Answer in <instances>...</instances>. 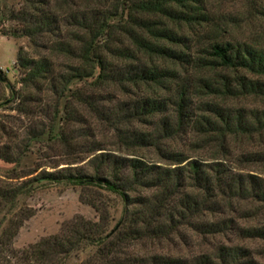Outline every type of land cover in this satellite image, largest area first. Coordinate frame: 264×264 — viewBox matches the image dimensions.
Returning a JSON list of instances; mask_svg holds the SVG:
<instances>
[{
    "label": "trees",
    "instance_id": "trees-1",
    "mask_svg": "<svg viewBox=\"0 0 264 264\" xmlns=\"http://www.w3.org/2000/svg\"><path fill=\"white\" fill-rule=\"evenodd\" d=\"M2 2L0 34L25 39L26 45L17 47L15 60L20 90L1 69L0 84L22 104L52 95V123L34 133L29 143H58L62 160L53 166L55 173L44 171L18 187L0 190V207L15 202L34 183H55L79 188L81 202L98 214V221L75 217L64 223L58 235L28 248L21 264L31 258L39 264H66L71 255L82 254L87 256L79 264H185L182 258L155 252L133 255L132 250L160 243L181 228L219 233L227 221L208 223L203 217L221 202L233 207L234 200H243L257 205L256 210L264 207L263 176L235 175L222 162L192 159L167 147L191 131L197 148H224L234 136L264 135V109L229 105L249 99L264 102V49L224 42L214 30L213 36L198 35L206 46L191 54V39L183 29L204 30L208 25L202 0ZM186 67L208 70L217 78L199 79ZM110 89L124 100L102 108L97 93ZM74 105L109 121L122 148L116 153L104 149L88 130L69 132L73 123H83L75 120ZM133 125L152 129L145 132ZM13 155L0 149L5 163H16ZM244 158L248 164L261 163L264 153ZM110 196L119 197L123 209L109 231ZM242 233L246 239H264V228ZM13 236L9 231L6 238ZM241 252L220 248L215 257H192L191 264H233Z\"/></svg>",
    "mask_w": 264,
    "mask_h": 264
},
{
    "label": "rangeland",
    "instance_id": "rangeland-1",
    "mask_svg": "<svg viewBox=\"0 0 264 264\" xmlns=\"http://www.w3.org/2000/svg\"><path fill=\"white\" fill-rule=\"evenodd\" d=\"M9 2L10 0H3L2 3ZM202 6L210 20L204 30L183 29V33L191 39L187 44L191 54L195 55L202 45L206 46L207 41L198 35L205 32L203 34L213 36L214 30L219 31L218 37L224 42L247 43L264 49V0H202ZM25 45V39L15 41L0 34V69L17 91L20 90V74L15 65L17 47ZM186 69L199 79L217 78L208 70H195L191 67ZM220 72L228 74L227 71ZM229 75L233 76L230 73ZM43 96L41 95L40 101L22 104L15 100L16 96L3 84H0V149H6L14 154V159L18 158L16 163L11 164L0 160V190L18 187L44 171L55 173L56 169L53 166L62 160L60 157L62 149L58 143H29L34 133L44 132L54 118V99L51 94L47 98ZM97 97H100L99 105L108 109L114 108L124 100L112 89L97 93ZM229 105L247 110L264 109V102L259 99L242 100ZM74 110L75 120L83 123H73L69 126V132L76 135L88 130L94 134L93 141L100 143L104 149L116 153L122 148L118 134L109 121L101 119L99 115L81 106H75ZM133 129L146 132L152 127L148 126L145 129L133 125ZM195 140L191 131L169 141L167 147L181 151L192 159L198 158L208 163L222 162L235 175L250 173L264 177V162L248 164L244 161L245 156L264 153V135H254L250 138L234 136L226 141L224 148L214 144L197 148ZM147 154L149 158H154L153 153ZM37 168L39 169L36 173L29 175ZM81 194L79 188L70 185L52 183L39 186L34 183L33 187L20 194L15 202L1 206L0 251L3 249L6 251L0 255V264H21L20 259L26 257L28 248L50 236L58 235L63 224L75 217L98 221L95 210L81 202ZM110 200L112 207L108 210L111 217L107 227L109 231L120 218L123 209V201L119 197L110 196ZM233 202L231 204L233 207L221 202L219 209L206 212L203 217V221L208 223L227 221L221 226L219 233L205 234L203 231L181 228L179 232L160 243L135 247L132 254L155 252L182 258L185 264H191L192 257L203 254L215 257L220 248L232 247L242 250L233 264H264V239H246L242 233L248 228H264V207L258 205L261 207L256 210L257 205L254 207L243 200ZM4 231H8V234L9 231H13L14 236L8 239L6 238L8 234L3 236ZM86 256L87 254H82L77 258L71 255L66 264H79ZM11 257L18 260L15 261ZM17 261L19 263H16ZM24 264H28L26 259ZM29 264L39 263L35 258H31Z\"/></svg>",
    "mask_w": 264,
    "mask_h": 264
}]
</instances>
